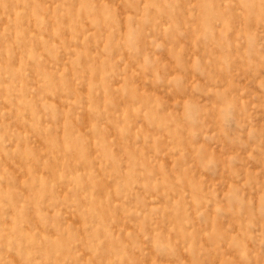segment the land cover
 <instances>
[{
  "label": "rangeland",
  "instance_id": "374dc122",
  "mask_svg": "<svg viewBox=\"0 0 264 264\" xmlns=\"http://www.w3.org/2000/svg\"><path fill=\"white\" fill-rule=\"evenodd\" d=\"M0 137V264H264L261 7L0 0Z\"/></svg>",
  "mask_w": 264,
  "mask_h": 264
},
{
  "label": "clouds",
  "instance_id": "9594fccd",
  "mask_svg": "<svg viewBox=\"0 0 264 264\" xmlns=\"http://www.w3.org/2000/svg\"><path fill=\"white\" fill-rule=\"evenodd\" d=\"M240 3L246 10H251L255 7H261V9L264 10V0H240ZM177 80L178 78H174L173 80L169 81V83L175 84L177 83ZM217 102L219 105H221L219 109L220 123L222 128L226 131L229 127V122L232 120V113L237 110L243 111V108L242 106L238 105V98L229 97L226 93L220 94L218 96ZM184 124L190 133L195 134L198 131L192 116L188 112L185 114ZM2 139L3 137H0V140ZM208 163H212V160L209 159ZM3 179L4 177L0 175V180ZM8 195L9 194L6 191H0V208L7 206L5 201L8 199ZM5 238L9 251L15 250L17 253H21L22 243L17 235H9L8 232L0 230V240H4ZM162 247L163 246H161V249L158 250H162ZM29 255L31 254L29 253ZM242 259L245 260L246 264H251V259L249 258L247 251H245Z\"/></svg>",
  "mask_w": 264,
  "mask_h": 264
}]
</instances>
